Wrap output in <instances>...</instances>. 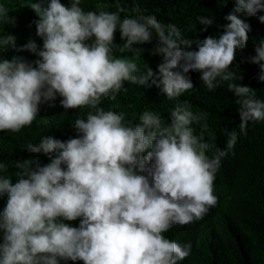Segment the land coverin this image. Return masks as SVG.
Listing matches in <instances>:
<instances>
[{
  "label": "clouds",
  "instance_id": "obj_1",
  "mask_svg": "<svg viewBox=\"0 0 264 264\" xmlns=\"http://www.w3.org/2000/svg\"><path fill=\"white\" fill-rule=\"evenodd\" d=\"M25 6L38 17L33 23L42 45L33 39L18 45L15 35H0V53L27 50L37 57L0 58V131L20 132L33 123L41 104L51 105L57 97L64 110L89 111L71 123L74 137L43 135L24 145L27 152L48 157L47 164L18 162L15 183L0 175V198L7 197L0 210V264H179L191 245L164 233L202 219L215 206V174L238 133L228 131L225 147L209 157L210 145L191 127L200 117L187 104L172 108L168 120L144 111L133 124L101 103L114 100L125 82L155 86L173 99L194 88L190 71L200 73L209 91L219 81L240 79L230 65L249 40L251 26L243 17L264 24V15H257L264 12V0H234L222 32L195 40L155 15L121 19L119 11H84L81 0L67 5L30 0L20 4ZM10 10L0 2V23L15 24ZM198 20L204 26L200 32L214 23ZM117 29L122 49L137 57L144 49L134 45L153 44L151 54L161 57L155 72L114 56ZM253 43L250 62L259 66L256 78L264 82V37ZM228 90L238 98L239 132L246 134L249 122L264 121V100L239 83H228ZM77 219L78 226L65 222Z\"/></svg>",
  "mask_w": 264,
  "mask_h": 264
},
{
  "label": "trees",
  "instance_id": "obj_2",
  "mask_svg": "<svg viewBox=\"0 0 264 264\" xmlns=\"http://www.w3.org/2000/svg\"><path fill=\"white\" fill-rule=\"evenodd\" d=\"M11 9L9 16L15 17L14 25L0 23V35L8 32L15 35L17 44L22 45L29 39L36 41L38 46L42 40L36 35L34 20L38 19L33 10L27 6L20 7L30 0H0ZM70 0H61L67 5ZM234 0H81L84 11L104 10L119 11L121 19L125 16L155 15L162 24H174L182 33L183 38L195 40L222 32L225 23L223 17L232 10ZM138 6L139 12H133ZM257 15H264L260 12ZM199 17L211 18L214 23L206 31L199 25ZM251 26L248 33L247 46L235 54L230 71L240 77L234 81H219L214 90L209 91L199 79L200 73L190 71L189 75L194 88L179 97L168 99L159 88H144L125 82L124 88L116 98L102 100L105 110L123 112L127 120L138 123V117L144 111H153L168 120L169 112L177 104H187L189 109L200 117L194 122V135L203 136L210 147L206 155L213 157L218 149H223L228 138L227 132L235 129L238 133L237 142L227 156L222 158L220 167L215 174L213 193L217 197L215 206L209 208L202 219L186 225H174L166 233V238L181 245L190 244L191 251L179 264H264V121L249 122L246 134L239 132L238 99L228 90V83H239L249 86L255 97L264 100V82L256 77L259 66L250 62L255 55L254 41L264 37V24L257 17H243ZM113 54L117 58L133 59L141 71L147 64L155 72L161 57L151 54L153 44L146 43L134 48H143L141 55L123 50L120 46L119 30L114 33ZM154 43V42H153ZM195 49V44L192 46ZM11 59L20 55L27 60L37 57L28 52L8 50L0 53ZM61 98L49 105H40L38 116L30 126L18 133L0 131V163L6 171L0 175L12 179L15 183V165L25 159H35L41 165L49 162L48 157L39 153H29L24 147L27 143H38L43 135L65 140L76 135L71 123L76 118H84L87 108L64 110L59 103ZM35 165H33L34 167ZM7 197L0 198V210L6 204ZM78 226L79 220L65 221ZM2 235V234H0ZM60 264H83L82 261H61Z\"/></svg>",
  "mask_w": 264,
  "mask_h": 264
}]
</instances>
